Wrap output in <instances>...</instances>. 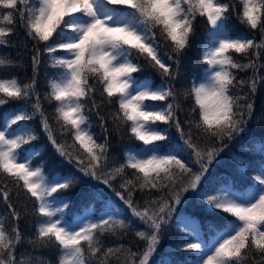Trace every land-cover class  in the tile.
Listing matches in <instances>:
<instances>
[{
	"label": "snow or ice",
	"instance_id": "snow-or-ice-1",
	"mask_svg": "<svg viewBox=\"0 0 264 264\" xmlns=\"http://www.w3.org/2000/svg\"><path fill=\"white\" fill-rule=\"evenodd\" d=\"M230 15L250 31H258L259 42L254 35L233 36L226 28ZM198 19L207 24L201 56L207 67L189 88L177 90L173 82L180 75ZM17 25L32 42V76L27 82L15 76L0 78V106L13 100L24 102L0 117V201L13 221L6 228V215H0V264H52L30 253L18 257L15 249L25 239L34 252L36 248H57L56 264H94L96 260L110 264L111 257L119 261L116 254L124 251V245L106 246L104 238L126 232L132 224L124 218L128 211L144 225L136 235L146 246L141 252L129 248L128 259L121 264H137V258L138 264H150L189 191L198 193L208 211L234 219L219 225L207 222L204 231L197 219L181 214L175 225L182 238L170 247L196 253L186 264H264V162L249 174L247 163L236 158L241 166L238 171L253 182L240 190L228 177H222L212 193L200 189L212 162L227 147L225 142L245 132L253 114L249 95L264 80L259 75L264 69L260 62L264 56V0H0V45L9 44L7 37L15 34ZM45 53L50 67L57 71L48 80L44 100L53 107L52 119L60 135L70 137L71 143L57 140L37 90ZM16 63L0 58V67ZM145 65L160 75L159 85L137 80L134 74ZM249 69L251 77L237 79L234 70ZM237 87L249 91L234 95ZM181 95L191 101L183 122L178 115L184 110ZM106 106L115 111L104 113ZM93 112L103 142L91 130L89 114ZM37 117L59 155L110 191L101 201V209L84 205L82 214L68 221L65 214L71 200L54 194L68 192L80 178L72 172L46 176L42 166H32L40 149L22 146L38 137L30 125L20 122ZM109 120L117 130L125 127L142 145L126 151L124 161H113L111 166ZM173 127L183 147L175 145L165 151L160 142L169 140ZM186 149L198 169L182 158ZM258 151L264 154V143ZM146 190L157 195L142 204L136 194ZM103 191L97 187V193ZM14 194L17 201H24L23 215L36 218L31 237H25L18 227L22 213L12 203ZM28 200L32 201L30 212ZM161 264L174 262L162 258Z\"/></svg>",
	"mask_w": 264,
	"mask_h": 264
},
{
	"label": "trees",
	"instance_id": "trees-1",
	"mask_svg": "<svg viewBox=\"0 0 264 264\" xmlns=\"http://www.w3.org/2000/svg\"><path fill=\"white\" fill-rule=\"evenodd\" d=\"M229 22L232 25L233 29H236L238 31H235V35L238 34H247L249 36H255L257 39V42H259L260 39V33L258 31L253 32L250 31L244 24H241V22L236 18L235 15L229 16ZM207 27L206 21L203 19H198L196 23V32L195 35L192 38L191 46L186 50L184 53L181 69H180V75L176 81H174V86L177 90H181L184 88H189L191 86V80L190 77H193L194 75H197L199 72L195 70V66L198 64H204L203 60L201 59L202 56V48L203 45H201V42L199 39L201 38L203 29ZM9 44L7 46L0 45V58L4 59H12L13 61H16L15 66H9V67H0V78H10L15 76L18 78L21 82H27L29 78L32 76V42L27 41L26 35L24 30L17 25L15 27V34L7 37ZM235 56V54H234ZM237 59L241 60L242 62H247L244 60L243 57H236ZM261 63H264V56H262V59L260 61ZM56 69H53L50 67L48 60H47V54L45 53L42 56V63L39 66L38 69V92L41 97V103L43 105V108L45 112L49 115L50 122L52 123L53 130L56 134L58 141H63L64 139H67L69 143H71L70 137H63L60 135V131L58 126L55 124L54 119H52L53 115V107L48 103L47 100H44V94L47 91L48 87V80L51 78L52 73L55 72ZM236 77L238 80L245 79L247 80L248 77H251L253 75V72L251 69L247 71H237ZM140 76L148 77L152 82H156L159 79H161L160 75L153 70L152 68L145 65V67L142 69L141 72H138ZM260 76H264V69H261L259 72ZM249 89L247 87L240 88L237 87L233 89L234 95H243V93L248 92ZM33 98V101L34 102ZM100 97L97 95V100L99 101ZM249 99L253 102L254 110L253 114L251 116V119L249 120L247 124V129L251 130H262L264 129V80H261L258 85L257 89L254 95H249ZM10 102H17L15 100ZM23 102V101H22ZM32 102H29L28 104V110L31 112ZM180 103L183 106V111L179 112V119L181 122H183L187 116L188 109L191 105L190 100H186L183 95L180 97ZM241 103H244V101H241ZM0 106V111L4 107ZM104 113H108L109 111H115V108H108L107 106L102 109ZM259 118V119H258ZM90 123L92 124V132L95 134L99 142H103V131L99 126L98 119L95 115V113L89 114ZM31 124V127L34 129L35 134L37 135V139L35 141H32V145L36 146L40 149V155L43 160L49 161L50 163H53L63 169H66L70 165L67 160L60 156L57 151L54 150L53 145L48 140V137L44 133V129L40 124L39 117L29 121ZM170 130L177 133L176 129L173 127ZM187 130V129H186ZM108 133H109V164L113 163L115 161L116 163H121L124 159V146L130 141L133 136L127 131L125 127H121L119 130L115 129L114 125L112 124L111 120L108 122ZM195 139V135H194ZM227 145L229 141L225 142ZM225 149V148H224ZM53 151L55 153H53ZM225 152L224 150L220 152V154L214 159L218 160L222 156H224ZM185 162H188L191 167L194 169H198V165L192 163V156L190 150H188V153L183 157ZM39 163H42L40 160H37ZM230 165L235 168V162H230ZM129 175H131V170H128ZM79 182L76 183L67 193L71 198V203L73 205H78L80 203H86L89 199H95L92 194L89 192V190L96 191L97 187L100 189L107 190L105 186L98 185L97 181H94L90 179L89 177L83 176L82 173L79 174ZM116 186H119V180L116 181ZM188 193L184 194V199L187 201L189 199ZM157 195L155 192L149 193L147 190L144 192V194H141L137 192L136 199L140 201L142 204L146 199H149L151 196ZM12 203L17 206V210L22 213L21 218L18 221V227L25 235V237H31L35 233V220L36 218L32 215H23L24 208L23 204L24 201H17L15 194L12 197ZM27 207L29 212L32 209V201L28 200ZM208 205L206 203H203L201 208L208 210ZM0 215H6V219L4 221V225L6 228H11L13 221L11 220V213L7 209V206L0 201ZM141 227L139 230L144 229V225L141 223ZM171 237V229L169 226H167L166 231L163 234L162 240L164 242H167L168 239ZM105 245L110 247H117L120 244L124 245V251L122 253H117L116 255L119 257V261L116 259V257L110 258V264H121L124 260L128 259L127 250L130 248L134 252H140V250L146 246L145 241L139 238L136 235V229L128 228L126 232H124L121 236L114 237L111 235H107L105 238ZM166 240V241H165ZM15 252L17 256L21 253H30L33 254L34 257H42L44 260L51 261L52 264H56L57 261V248H36L35 252L33 251V245L29 244L27 242V239H25L22 243L18 245V247L15 249ZM138 259V258H137ZM177 257L173 258L171 261H176ZM98 261V260H97Z\"/></svg>",
	"mask_w": 264,
	"mask_h": 264
},
{
	"label": "rangeland",
	"instance_id": "rangeland-1",
	"mask_svg": "<svg viewBox=\"0 0 264 264\" xmlns=\"http://www.w3.org/2000/svg\"><path fill=\"white\" fill-rule=\"evenodd\" d=\"M14 109H16V108H13V109H10V110H8V111H6L5 112V114L6 113H9V112H11L12 110H14ZM20 125L22 126L23 124L22 123H20ZM17 128V126L14 128V129H16ZM135 149H137V148H134V149H132V150H135ZM33 167H35V166H33ZM52 175H56V173H54V174H52ZM51 175V176H52ZM237 190H239V189H237ZM83 212V211H82ZM82 212L81 213H79V214H77V215H75L72 219H69V218H67L68 219V221L71 223L74 219H76L80 214H82Z\"/></svg>",
	"mask_w": 264,
	"mask_h": 264
}]
</instances>
